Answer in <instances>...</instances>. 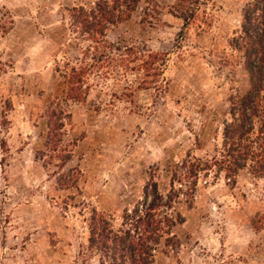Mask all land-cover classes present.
I'll list each match as a JSON object with an SVG mask.
<instances>
[{
  "label": "rangeland",
  "instance_id": "1",
  "mask_svg": "<svg viewBox=\"0 0 264 264\" xmlns=\"http://www.w3.org/2000/svg\"><path fill=\"white\" fill-rule=\"evenodd\" d=\"M98 1L0 0V264H99L92 213L119 226L155 186L174 225L154 264H264V178L213 165L249 85L229 41L251 0H137L128 17L119 0L97 43L74 10Z\"/></svg>",
  "mask_w": 264,
  "mask_h": 264
},
{
  "label": "trees",
  "instance_id": "2",
  "mask_svg": "<svg viewBox=\"0 0 264 264\" xmlns=\"http://www.w3.org/2000/svg\"><path fill=\"white\" fill-rule=\"evenodd\" d=\"M122 1L129 3L125 16L128 17L136 9L137 0ZM120 7L119 0H114L112 6L107 0H99L89 11L74 10V20L82 32L98 43L108 25L121 22L122 17L115 14ZM229 46L240 55L249 85L243 95L230 103V118L222 128L220 158H214L213 165L224 171L231 182L243 170L264 178V0H251L244 6L239 28L231 36ZM145 65L149 70L150 63ZM72 79L78 83L80 78L72 75ZM78 89L70 88V97L76 98ZM54 113L52 109L46 112L52 138L60 137L64 127L63 117ZM167 200L172 202L171 195ZM160 202L155 186L150 203L143 210L139 206L125 210L119 226L108 216L92 213L87 242L88 248L99 255V264H154L156 248L163 234H167L164 227L174 225L168 217L158 218L155 210L162 206Z\"/></svg>",
  "mask_w": 264,
  "mask_h": 264
}]
</instances>
